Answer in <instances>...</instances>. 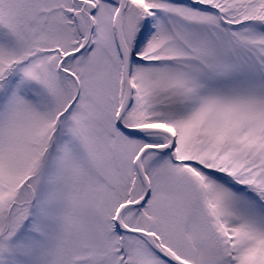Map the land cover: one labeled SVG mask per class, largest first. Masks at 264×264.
<instances>
[{
  "label": "snow or ice",
  "instance_id": "snow-or-ice-1",
  "mask_svg": "<svg viewBox=\"0 0 264 264\" xmlns=\"http://www.w3.org/2000/svg\"><path fill=\"white\" fill-rule=\"evenodd\" d=\"M0 264H264V0H0Z\"/></svg>",
  "mask_w": 264,
  "mask_h": 264
}]
</instances>
